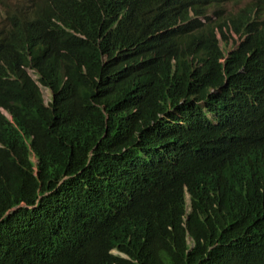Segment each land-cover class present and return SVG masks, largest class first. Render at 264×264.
Wrapping results in <instances>:
<instances>
[{"label": "trees", "instance_id": "trees-1", "mask_svg": "<svg viewBox=\"0 0 264 264\" xmlns=\"http://www.w3.org/2000/svg\"><path fill=\"white\" fill-rule=\"evenodd\" d=\"M259 1L222 61L189 0L12 4L0 264H264Z\"/></svg>", "mask_w": 264, "mask_h": 264}, {"label": "clouds", "instance_id": "clouds-1", "mask_svg": "<svg viewBox=\"0 0 264 264\" xmlns=\"http://www.w3.org/2000/svg\"><path fill=\"white\" fill-rule=\"evenodd\" d=\"M29 1L30 0L27 1V4ZM229 1H231L232 3L237 2V0H229ZM253 1L256 0H247L242 5H245ZM189 3H190V7L196 11L194 17L201 24V26L211 28L214 37L216 38L218 48L222 53L221 56L219 57V60L222 61L224 57L227 55L228 51L234 48L236 44L239 42V40L242 38V36H240L239 33L235 32L232 29L229 23L228 16L231 13L229 12V8H226L227 2L224 1L213 2L211 0H189ZM260 3L263 4L264 7V3L263 2ZM1 27H3V25H0V28ZM223 32L225 34L224 36H223ZM229 38L232 39V44L230 46H226ZM220 41L225 46H221ZM20 47L21 45H19V48Z\"/></svg>", "mask_w": 264, "mask_h": 264}, {"label": "rangeland", "instance_id": "rangeland-1", "mask_svg": "<svg viewBox=\"0 0 264 264\" xmlns=\"http://www.w3.org/2000/svg\"><path fill=\"white\" fill-rule=\"evenodd\" d=\"M16 0H0V25H4L6 23V12L11 10L12 8V4L15 2ZM28 1V0H27ZM245 1L247 0H237V2L232 3L231 1H228L226 3V8H233L232 10L235 11L236 7L242 5ZM221 46H225L221 41H220ZM232 44V39L229 38L228 43L226 44V46H230ZM42 97L44 102H46L49 97H50V91L48 88L39 85Z\"/></svg>", "mask_w": 264, "mask_h": 264}]
</instances>
